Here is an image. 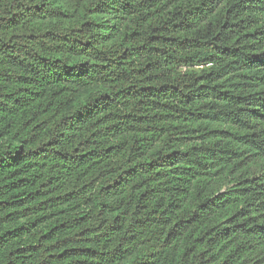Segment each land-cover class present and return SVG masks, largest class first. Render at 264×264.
<instances>
[{"label": "trees", "instance_id": "1", "mask_svg": "<svg viewBox=\"0 0 264 264\" xmlns=\"http://www.w3.org/2000/svg\"><path fill=\"white\" fill-rule=\"evenodd\" d=\"M0 264H264V0H0Z\"/></svg>", "mask_w": 264, "mask_h": 264}]
</instances>
